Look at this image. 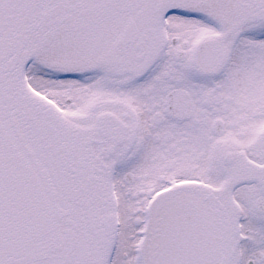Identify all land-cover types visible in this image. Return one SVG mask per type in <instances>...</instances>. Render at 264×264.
Instances as JSON below:
<instances>
[{
  "label": "snow or ice",
  "instance_id": "obj_1",
  "mask_svg": "<svg viewBox=\"0 0 264 264\" xmlns=\"http://www.w3.org/2000/svg\"><path fill=\"white\" fill-rule=\"evenodd\" d=\"M0 264H264V0H0Z\"/></svg>",
  "mask_w": 264,
  "mask_h": 264
}]
</instances>
